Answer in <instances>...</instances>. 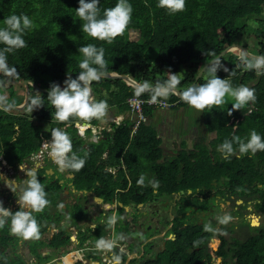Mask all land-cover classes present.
<instances>
[{"label":"trees","instance_id":"1","mask_svg":"<svg viewBox=\"0 0 264 264\" xmlns=\"http://www.w3.org/2000/svg\"><path fill=\"white\" fill-rule=\"evenodd\" d=\"M128 2L133 7L132 21L122 36L108 44L82 33L81 21L73 18L79 0H0V27L4 26L3 20L12 14H26L36 25L35 29L24 36L27 47L8 54L7 62L10 67L16 68L17 75L7 77L0 73V88L5 86L7 78H27L47 89L41 91L29 84L30 98L22 110L0 106V155L9 162L15 159L20 161L38 151L45 139H51L53 130L60 129L71 138L73 151L79 156L84 157L83 145L89 146L86 158L91 163V169L84 165L78 171V182L86 188L96 186L98 195L118 185H126L129 178L131 193H134L133 188L142 190L137 199H126L124 204L132 201L137 204L145 201L150 191V176L158 182V187H155L158 194H186L188 189L193 191L201 184L203 175L217 179L222 175L226 185L242 188L237 191V196L252 198L255 207L264 211V151H257L255 155L249 152L241 157L237 149L236 155L228 159L218 151V146L234 135L246 142L252 130L264 139V75L258 77L254 70H245L236 52L228 50L220 57L229 71L221 69L217 75L221 79H229L234 87L245 85L255 89V102H249L241 110L233 111L231 116L227 114L234 102L231 99L220 108L205 109L202 119L205 132L193 139L191 149L187 150L181 145L178 153L170 159H163L162 140L155 126L148 122H140L133 131L134 120L122 118L119 122H111L110 130L103 128L99 131V134L106 135L105 139L100 135L98 140L87 142L78 128L70 124L76 120H55V110L46 97L49 87L55 82L63 88L68 74L72 78L78 76L81 71L79 61L82 59L78 49L85 44L91 43L105 49L106 72L127 74L141 84L145 81L152 85L169 81L173 78L171 74L180 72L182 78L174 85L180 92L194 82L196 73L204 63L228 44L240 42V35L254 37L255 51L248 48L249 51L264 55V0H186L185 10L176 14H169L167 10L157 7L158 0ZM116 3L117 0H100L101 15L105 8L114 7ZM132 31L136 32L135 39L131 38ZM3 47L0 44V49ZM233 56L235 59L231 61ZM230 72L234 75H229ZM204 82L206 75H201L195 84ZM91 87L94 98L97 101L105 100L117 113L129 109L127 97L132 94L133 87L122 78L103 76L98 82L94 81ZM36 92L44 96V107L31 112L30 99ZM139 92L141 96L153 95L151 90ZM166 100L171 102L169 107L185 104L175 92L167 95ZM152 107L144 105L146 117H149ZM43 122L47 123V130L43 128ZM88 123L95 125L96 119ZM86 131L91 132V128ZM207 133L215 135L208 138ZM104 165L107 168H103ZM109 167L115 170L111 172ZM141 175L145 177L142 186L137 184ZM96 180L103 183V188H100ZM48 188L51 190L50 198H54V187ZM110 191L105 192L106 201L111 199ZM187 205L179 203L177 211L184 215ZM81 207V204L75 207L77 215L84 214ZM56 216H51L46 210L35 215L43 223L39 225L40 235L45 231L51 239L45 242L47 247H56L69 241L67 233H49L50 225L58 224ZM246 223L249 224V221ZM201 227L190 224L179 228L175 231V238L166 242L165 249L154 262L212 264L207 242L213 236V231L206 230L203 235L199 232ZM11 238L6 223L0 229V264H39L42 257L36 246H30L22 255L18 253ZM191 240L192 246H198L199 250L188 252L185 249L190 247ZM87 253L90 252L85 250L81 253V258L77 255L78 261L75 264H86L85 259L88 258L97 260L96 253ZM220 253L224 258L222 264H264V223L255 226L252 232L242 237H233L228 245L220 249ZM32 257L36 260H31ZM134 261V258L131 259L130 264H134Z\"/></svg>","mask_w":264,"mask_h":264},{"label":"flooded vegetation","instance_id":"2","mask_svg":"<svg viewBox=\"0 0 264 264\" xmlns=\"http://www.w3.org/2000/svg\"><path fill=\"white\" fill-rule=\"evenodd\" d=\"M86 132L82 136L87 142L96 141L101 135L98 133L91 136ZM101 136L106 138V135ZM45 141L46 139L38 151L27 155L20 161L15 159L9 162L2 154L0 155V174L5 173L6 175L3 177L14 180L10 183L17 185L15 193H13L3 182H0V201L3 202L4 208L12 212L19 210L17 199L29 172L35 171L38 179L45 186L46 193L51 192L48 187H54V198H50L49 194V198L47 197L49 205L44 210L51 216L60 215L56 216L58 224L50 225L49 233H61L62 235L67 233L68 242L61 243L56 247H47L45 242H50L51 239L45 231L41 232L39 239L24 240L10 233V221H7L9 234L12 237L11 242L16 247L22 246V253L18 251L19 254L24 255L30 246H36L38 251L43 248L50 250L46 255L43 254V251H39L42 257L39 264H51L49 262L51 259L57 261L58 264H66V261H61V257L65 256L72 260L71 264H75L78 261L77 255L81 258V252H85V250L90 252L87 253L90 255L96 253L98 263L110 264L118 260L121 264H124L125 261L130 264L129 260L134 258L136 264H156L154 259L165 249L166 242L170 238H175V231L190 224L202 226L200 234L204 235L206 230H209L213 231V236L219 238L218 241L211 236L207 242V250L211 254L212 264L216 262L222 264L224 258L220 249L230 243L229 237L244 236L247 233L245 232L247 227L239 226V223L249 221L250 224L254 215L258 214L255 215L258 218L261 211L255 207L252 198L245 195L237 196V191L242 188L226 185L222 175L218 179L209 177L206 181L201 180V184L199 183L193 191L188 189L186 194L166 192L158 194L157 188L153 187L155 181L150 176L148 177L150 191L145 201L137 204L133 201L124 204L126 199H137L142 190L133 188L134 193H131L132 184L128 178L126 185H118L111 191L109 189L105 191L111 193V199L106 201L107 194L102 192L98 195L96 186L90 185V188H86L79 185L78 175L80 172L70 169L61 170L49 150L45 148ZM83 148L86 152L89 146L84 144ZM104 156L105 154L102 157ZM98 163L102 164L100 160ZM90 165L89 159L86 158L85 167L89 168ZM103 168L107 167L104 165ZM108 169L111 172L115 170L111 167ZM123 169L126 172L125 166ZM126 176L128 177L127 173ZM95 182L100 188H103V183H99L97 180ZM96 196L101 197L102 200L97 201ZM108 202H111L112 205H106ZM179 203L188 204L184 215L177 211ZM77 204H81L83 215L76 214ZM76 215L78 217H75ZM225 215L230 216L231 219L227 224H222L220 218ZM113 218L114 223L110 222ZM101 239L106 244L98 247L97 243ZM189 246L185 248L188 252L199 250L198 246H192V240L189 242ZM32 260H36V258L33 257ZM89 261L92 262L93 259H85L86 264H89Z\"/></svg>","mask_w":264,"mask_h":264},{"label":"clouds","instance_id":"3","mask_svg":"<svg viewBox=\"0 0 264 264\" xmlns=\"http://www.w3.org/2000/svg\"><path fill=\"white\" fill-rule=\"evenodd\" d=\"M99 5L100 0H79V6L75 9L73 18L81 21V31L87 37L112 44L117 37L127 31L132 21L133 7L128 0H117L114 7L105 8L101 15ZM157 7L167 10L169 14H176L185 10L186 0H158ZM3 25L0 27V44L5 47L0 49V73L7 77H13L17 75V70L15 67L9 66L8 54L27 47L24 36L27 32L35 29L36 25L26 14H12L3 20ZM78 52L82 56L79 61L81 71L78 76L72 78L71 74H68L63 88L53 82L46 96L50 106L55 110L54 118L59 122L74 119L77 122L87 123L93 119L104 117L108 110L107 102L105 100L97 101L92 95L91 88L92 83L98 82L107 71V62L104 59L105 49L89 43L79 47ZM238 60L245 70H254L258 77L264 75V55L252 56L241 50ZM202 69V75H206V82L190 85L180 93V99L190 108L203 113L205 109L220 108L231 99L234 102L231 104L232 109L227 113L231 116L233 111L241 110L249 102H255V89L245 85L234 87L228 79L218 77L219 70L229 71L224 67L220 58L208 61L202 66ZM171 75L173 77L171 80L157 82L155 85L145 81L140 86V90H151L154 102L158 95L166 99L167 95L175 91L174 85L177 83L175 74ZM229 75H234V73L230 72ZM126 83L128 82L126 81ZM128 84L135 89L136 86ZM137 89L139 91V88ZM0 100H3V97H0ZM8 107L10 108L12 105H8ZM41 107H44V96L36 92V95L30 99L29 110L33 112ZM80 124L73 126H76L78 132L84 135L86 124ZM102 129L99 131L101 132ZM45 146L51 149L50 155L61 170L70 169L78 172L86 163L88 153L85 152L84 157H81L73 152L71 138L60 129L52 131L51 141L46 142ZM237 149L241 157L249 152L255 155L257 151H264V139L255 130H252L246 142L240 136L234 135L230 140L225 139L218 146V151L225 159L236 155ZM20 170L22 171L21 167ZM27 176L17 199L18 211L13 213L4 208L3 202L0 201V229L4 228L10 218V233L12 235L24 240L39 239L40 226L32 213L42 212L49 205V201L46 198L45 186L40 182L35 171L27 173ZM10 181L14 180L5 179L3 174H0V182H3L10 191L15 193L17 185ZM144 181L145 177L141 175L137 184L142 186ZM153 187H158V182H154ZM230 219V216L225 215L220 218V223L227 224ZM110 222L114 223V218ZM105 244L106 242L101 239L97 246Z\"/></svg>","mask_w":264,"mask_h":264},{"label":"rangeland","instance_id":"4","mask_svg":"<svg viewBox=\"0 0 264 264\" xmlns=\"http://www.w3.org/2000/svg\"><path fill=\"white\" fill-rule=\"evenodd\" d=\"M136 32L132 31L131 32V38L135 39L136 38ZM240 42H245L247 43V47L253 51H255L256 48V39L251 36L247 35H240L239 39ZM237 55L239 54L236 53ZM235 59V56L231 57V61ZM172 76V75H171ZM182 78V74L180 72L175 73V79L176 81H179ZM229 80V79H228ZM25 83L23 82V79H10L7 78L5 81V86L0 88V97H3V101H6L10 104L13 105H20L25 99ZM110 106H108L107 113L104 117L100 119H96V122H100V126L98 127H92L91 131V136L98 134L99 129L106 128L110 130V117L116 112L114 109L111 112L110 111ZM112 113V114H111ZM120 116L118 117H123V118H130L134 117V115L131 113L130 109L128 110H121ZM203 113L190 108L187 104L181 105V106H175V107H159L155 106L152 107L151 113L147 119L146 122L149 124L155 126L157 131L161 134L162 138V149H163V158L168 159L172 158L175 156V153L179 150V147L181 145H184L185 149H191L192 141L196 136L202 135L204 130V125H203ZM120 121L117 120V122ZM81 122V121H80ZM97 124H95L96 126ZM42 126L45 130H47L49 127L46 122L42 123ZM64 128V126L62 127ZM88 128V125L84 127V132ZM215 134L214 133H208L209 137H213ZM51 139H47L44 142V145H46V142H50ZM45 148L51 152V149L49 147ZM6 174L4 173L3 176ZM208 178L203 175L200 179V181H206ZM107 205H112V203L108 202ZM34 216L36 215V212L32 213ZM258 215V214H255ZM254 215V218L259 222L256 225H248L247 223H239V226L245 225L247 227V233L252 232L254 230V227L264 223V211H260L258 218ZM39 225L42 224V220H37ZM247 224V225H246ZM251 224V223H250ZM242 226V227H243ZM240 227V228H242ZM237 234V233H235ZM243 235L237 236V237H242ZM236 238V236H234ZM214 239H217L219 241V238L213 236ZM229 240H233L232 237H229ZM17 250L22 253V246L18 245ZM40 252L43 251V254L46 255L48 254L50 250H45L40 249ZM33 259V257H32ZM31 259V260H32ZM50 259V258H49ZM48 259V260H49ZM65 257H61V261L64 260ZM54 259H51L53 261ZM112 264V263H110ZM214 264H217L214 263Z\"/></svg>","mask_w":264,"mask_h":264},{"label":"water","instance_id":"5","mask_svg":"<svg viewBox=\"0 0 264 264\" xmlns=\"http://www.w3.org/2000/svg\"><path fill=\"white\" fill-rule=\"evenodd\" d=\"M228 50H231L233 52H236V53H240L241 50H244L246 51L247 53H249L250 55L252 56H257L258 54L256 53H252L250 52L242 43L240 42H233V43H230L228 44L225 48H223L216 56H214L213 58H211L210 60L208 61H211L213 59H216V58H220L225 52H227ZM207 61V62H208ZM206 62V63H207ZM206 63H204L202 66H204ZM202 72H203V69L202 67L198 70V72L196 73V76H195V80L194 82L191 84V85H194L196 80L202 75ZM106 77H120L122 78L123 80L127 81L128 83H131L132 85L136 86L137 88L140 89V86L142 85L140 82H138L137 80L133 79L132 77H130L129 75L127 74H118L116 72H106L105 75ZM23 82L25 83V89H26V92H25V99L24 101L22 102V104L20 105H13V104H10L6 101H3V100H0V106H3V107H8V105H12V107H10V109H14V110H22L25 108V106L27 105L28 101H29V98H30V92H29V84L36 87L38 90H41V91H47L46 88H43L39 85H37L35 82H33L31 79H27V78H23ZM92 88V87H91ZM178 96H180V91L175 88V91H174ZM92 95L94 97V93H93V90H92ZM95 199L97 201H101V197L99 196H96ZM108 204V203H107ZM106 204V205H107ZM255 218H252L251 219V224L252 225H256L258 224V221L255 219Z\"/></svg>","mask_w":264,"mask_h":264},{"label":"built area","instance_id":"6","mask_svg":"<svg viewBox=\"0 0 264 264\" xmlns=\"http://www.w3.org/2000/svg\"><path fill=\"white\" fill-rule=\"evenodd\" d=\"M152 97L153 95L141 96L140 92L136 87L135 89H133L132 94L127 97L129 109L134 115V117H132V119L134 120L133 131L136 130L140 122H146L148 119L146 117V114L144 113V105L153 107L159 106L162 108L169 107L171 105V102H169L162 96H157V100L155 102L153 101Z\"/></svg>","mask_w":264,"mask_h":264},{"label":"crops","instance_id":"7","mask_svg":"<svg viewBox=\"0 0 264 264\" xmlns=\"http://www.w3.org/2000/svg\"><path fill=\"white\" fill-rule=\"evenodd\" d=\"M240 43H242V44L248 49V47H247V43H245V42H240ZM248 50H249V49H248ZM139 90H140V89H139ZM110 107H111V106H110ZM111 108H112V107H111ZM111 108H110V111H111V110L113 111V109H111ZM112 111H111V112H112ZM115 111H116V109H115ZM111 114H112V113H111ZM120 114H121V113H117V112H115V113L112 115V117H110V121H111V122H117V120H119V119L121 120L123 117H118V116H120ZM147 118H148V117H147ZM111 122H110V123H111ZM118 122H119V121H118ZM80 123L88 125V128H87V129L91 128V131H92V127H96V128H97L98 125L100 124V122H96L97 125L95 126V125H92V124H90V123H88V122L86 123V122H83V121H81V122L74 121V122H72V123H70V124L73 126V125H76V124L81 125ZM110 123H109V125H111ZM99 126H100V125H99ZM99 130H100V129H99ZM86 133L91 134L90 131H89V132L87 131ZM157 133H158V136L161 138V137H162L161 134H160L158 131H157ZM87 135H88V134H87ZM161 139H162V138H161ZM161 144H162V141H161ZM81 253H84V251L81 252ZM105 254H106V253H105ZM129 257H130V256H129ZM129 257H128V258H129ZM128 258H127V259H128ZM127 259H126V260H127ZM64 260L66 261V262H65L66 264H71V263H72V260H71L68 256H65V259H64ZM49 262H50L51 264H58L57 261H51V260H50ZM89 262H90V261H89ZM89 262H88V263H89ZM127 262H128V261H125L124 264H127ZM129 263H130V260H129ZM134 263L136 264L135 261H134ZM89 264H108V263H106V262H105V263H104V262L98 263L97 260H95V261L93 260V261L90 262ZM112 264H121V263H120L118 260H116V261H113Z\"/></svg>","mask_w":264,"mask_h":264},{"label":"bare ground","instance_id":"8","mask_svg":"<svg viewBox=\"0 0 264 264\" xmlns=\"http://www.w3.org/2000/svg\"><path fill=\"white\" fill-rule=\"evenodd\" d=\"M255 220V219H254Z\"/></svg>","mask_w":264,"mask_h":264}]
</instances>
